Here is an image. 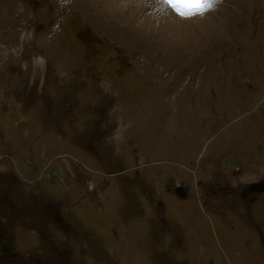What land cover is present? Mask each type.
<instances>
[{"label":"rangeland","instance_id":"rangeland-1","mask_svg":"<svg viewBox=\"0 0 264 264\" xmlns=\"http://www.w3.org/2000/svg\"><path fill=\"white\" fill-rule=\"evenodd\" d=\"M80 1L0 0V264H264V0L199 43Z\"/></svg>","mask_w":264,"mask_h":264},{"label":"bare ground","instance_id":"bare-ground-1","mask_svg":"<svg viewBox=\"0 0 264 264\" xmlns=\"http://www.w3.org/2000/svg\"><path fill=\"white\" fill-rule=\"evenodd\" d=\"M79 1L75 0L78 4ZM80 2L90 8H96L101 14L106 13L120 18L125 23L120 21L135 34L145 35L149 30H154L158 34L163 33L164 36L170 37L165 39H170L172 42L189 43L203 42L213 34L221 36L222 24L212 16L214 13L209 12L204 16L182 19L164 4L163 0H81ZM226 3L232 4L230 1ZM218 18L220 21L223 20V17L218 16ZM198 32L201 33L200 36ZM101 39L103 41V38Z\"/></svg>","mask_w":264,"mask_h":264},{"label":"snow or ice","instance_id":"snow-or-ice-1","mask_svg":"<svg viewBox=\"0 0 264 264\" xmlns=\"http://www.w3.org/2000/svg\"><path fill=\"white\" fill-rule=\"evenodd\" d=\"M163 3L182 19H190L213 11L220 0H163Z\"/></svg>","mask_w":264,"mask_h":264},{"label":"water","instance_id":"water-1","mask_svg":"<svg viewBox=\"0 0 264 264\" xmlns=\"http://www.w3.org/2000/svg\"><path fill=\"white\" fill-rule=\"evenodd\" d=\"M249 187L251 190L263 191L264 190V183L263 182H255V183L250 184ZM175 191L178 195H180L182 197H186V195H187V192L183 186H177L175 188Z\"/></svg>","mask_w":264,"mask_h":264},{"label":"flooded vegetation","instance_id":"flooded-vegetation-1","mask_svg":"<svg viewBox=\"0 0 264 264\" xmlns=\"http://www.w3.org/2000/svg\"><path fill=\"white\" fill-rule=\"evenodd\" d=\"M261 182H263V183H264V179H263V180H261ZM250 184H251V183H249V184L247 185V187H249V186H250ZM2 249H3V250H6V249H7V246H3V247H2Z\"/></svg>","mask_w":264,"mask_h":264}]
</instances>
